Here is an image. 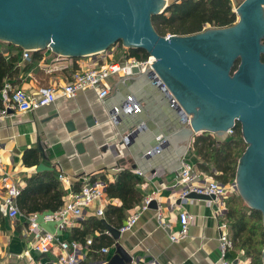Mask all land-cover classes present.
<instances>
[{
    "label": "crops",
    "instance_id": "crops-1",
    "mask_svg": "<svg viewBox=\"0 0 264 264\" xmlns=\"http://www.w3.org/2000/svg\"><path fill=\"white\" fill-rule=\"evenodd\" d=\"M9 47L0 44L2 50L6 51ZM114 48L115 44L104 51L72 57L44 47L33 50H39V59L34 58L32 52L30 60L22 58V48L19 51V71L6 80L27 91L34 90L39 84H63L75 69H84L95 61L110 63L124 60L123 51L118 59L115 58L118 49L111 54ZM53 64L59 66L47 72L46 66ZM147 70L142 67L131 74L123 71L111 74L105 81L110 93L104 99L98 96L96 90L86 88L75 96H59L51 104L7 116L0 124V164L21 180L23 187L29 176L40 171L37 165L45 164L47 167L41 170L56 171L64 190V201L87 178L103 175L116 179L120 170L130 168L140 178L137 187L142 199L127 210L123 223L147 195L154 194L156 204L142 211L134 226L120 231V237L116 238V243L119 241L130 252L136 264L151 258H156L159 264H223L219 223L225 218L226 209L222 214L218 213L217 206L209 204L202 196H192L185 203L176 200L178 204L175 207L171 205L180 189L178 177L184 159L192 162L198 173L213 175L198 165L201 157L193 147L195 136L189 143H184L183 136L179 134L184 124H180L178 109L171 105L170 97L154 82ZM129 95H133L139 103V110L127 112L122 108ZM114 106L121 107L113 116ZM139 128L138 135L131 138V132ZM202 133H210L218 141L231 137L227 130H206L199 134ZM79 143L82 149L78 147ZM159 144L160 151L148 155L147 151ZM28 148L38 149L39 163H26L24 153ZM136 169L143 174H138ZM61 173L68 180H62ZM107 196L108 204L122 203L120 198L110 197L108 192ZM181 208L187 209L194 218L187 235L179 241H172L170 233L180 226ZM160 210L169 226L158 217ZM21 211L22 214L11 218L0 208V264L50 263L51 254L39 252L33 247V237L27 233L26 212ZM44 211L37 210L40 214ZM92 216L96 217L92 210H86L84 218L77 219L74 227L84 228L85 220ZM42 224L47 230L56 231L54 222L42 221ZM73 228L58 234L63 239H77L84 244L85 240L73 237ZM101 231L95 229L87 233L85 239L89 235L96 238L103 233ZM102 246L105 244H93L85 263L104 264L102 260L113 255L102 253ZM83 250L87 251L86 248ZM243 253L241 249L233 255L234 250H231L230 256H234L232 264H243Z\"/></svg>",
    "mask_w": 264,
    "mask_h": 264
},
{
    "label": "water",
    "instance_id": "water-1",
    "mask_svg": "<svg viewBox=\"0 0 264 264\" xmlns=\"http://www.w3.org/2000/svg\"><path fill=\"white\" fill-rule=\"evenodd\" d=\"M168 5V0H0V40L72 57L104 51L119 40L147 50L154 57L148 74L160 77L164 93H173L180 103L184 143L201 131L222 132L241 122L248 146L238 162L237 190L262 210L264 220V0H243L231 25L169 36L152 22V15ZM106 225L118 239L119 228ZM131 260L118 241L107 264Z\"/></svg>",
    "mask_w": 264,
    "mask_h": 264
},
{
    "label": "built area",
    "instance_id": "built-area-1",
    "mask_svg": "<svg viewBox=\"0 0 264 264\" xmlns=\"http://www.w3.org/2000/svg\"><path fill=\"white\" fill-rule=\"evenodd\" d=\"M168 36L171 33L167 34ZM50 48V47H49ZM118 49L115 45L114 50L111 51L113 55ZM34 49L24 48L22 50V58L30 60ZM102 53V52H101ZM150 61H154L152 55L147 59H138L135 56H128L125 54L124 60H114L110 63L93 62L84 69H75L70 78L63 84H39L34 90L27 91L22 87L13 85L10 81H5L4 86L0 90V124L1 121L17 112H25L34 110L41 106L53 103L59 96L72 97L78 94L79 91L92 88L96 90L98 96L104 99L109 93L110 88L106 85L107 78L118 72H125L131 74L134 72L133 68L139 66L140 68H147L152 66ZM59 65L53 64L46 66V71L50 72ZM156 84L164 85L165 82L158 76H152ZM171 105L178 109L180 105L178 99L170 93ZM121 106H114L112 115L118 114ZM127 112L139 110L140 105L134 100L133 95H129L127 101L122 106ZM235 126V124H234ZM234 126L227 129L228 134L234 133ZM161 149L160 144L155 148L147 151L148 155H154ZM138 174H143L139 169L135 170ZM62 180H68L64 174H60ZM180 189L177 198L171 204L175 207L178 203H185L190 200L192 194L207 195L209 204L217 206V212L222 214L226 209V197L234 190H237L236 180L223 183L214 176H208L205 173H198L194 164L187 159L182 161L181 170L178 177ZM107 180L101 175H95L87 178L81 183L78 189H73L67 200L53 211H44L41 214L37 211L26 213L27 218V233L33 237V247L42 253L51 254L50 262L54 264H92L85 263L86 255L93 249L94 236L89 235L82 244L77 239H63L58 232L66 229H71L75 226V222L79 218H84L86 210H92L93 214L100 217H105V210L108 204L107 196ZM23 188L22 181L19 180L13 173L6 171L0 164V208L5 211L6 215L15 218L22 214L18 205V196ZM155 199L154 194L147 195L139 204L136 210H133L126 218L124 223L119 227L120 231L131 229L137 222L142 211L148 209ZM179 201L177 203V201ZM94 207V208H93ZM40 215L42 216L40 218ZM158 217L162 219V223L170 224L163 220L162 211H158ZM194 216L185 208L179 210V228L172 230L170 239L172 241H179L183 239L187 233L189 226ZM42 219V220H41ZM44 222H54L56 231L47 230L43 224ZM219 248L223 264H232L230 259V250L234 247V239L231 235L229 223L225 218L220 219L219 223ZM101 231L100 233H102ZM105 233L112 234L109 229ZM116 246L114 243L111 246L105 245L101 247V252L109 254L111 248ZM84 248L87 249L83 250ZM109 258L102 260L104 264L108 263ZM126 264H136L132 258ZM141 264H159L156 258H151Z\"/></svg>",
    "mask_w": 264,
    "mask_h": 264
},
{
    "label": "trees",
    "instance_id": "trees-1",
    "mask_svg": "<svg viewBox=\"0 0 264 264\" xmlns=\"http://www.w3.org/2000/svg\"><path fill=\"white\" fill-rule=\"evenodd\" d=\"M236 20L237 13L233 0H170L164 11L152 15L154 27L162 35L195 33L205 29L207 25L227 26ZM6 44L10 46L8 50L0 49V90L7 78L18 73L19 51L22 49L20 46H16L18 49L13 48V50L11 42H6ZM115 45L126 55L135 56L138 59H147L150 55L143 48L124 46L121 40ZM38 51H33L34 58L39 59ZM262 57L264 59V54ZM239 61V59L236 61L234 69L238 66ZM247 146L248 142L244 138L239 121L234 126V133L228 139L218 141L210 133H202L196 135L193 141V147L201 157L198 165L223 183H229L236 179L238 162ZM24 160L30 164L39 163L38 149L28 148L24 153ZM56 175L55 170H40L27 178V183L18 196L19 206L24 212L46 209L53 211L64 203V190ZM101 176L107 180L108 195L120 198L122 203L118 205L110 202L105 210V217L92 216L90 219H86L84 228H73V237L85 240L87 233L99 229L103 233L94 238V245L111 246L116 243V237L113 234L105 233L106 223L119 228L126 217L127 210L142 199V193L137 187L140 178L130 168L120 170L116 179ZM226 205L224 216L229 223L234 239L233 255L243 249L245 255L250 257L247 264H264L262 210L249 206L238 190L232 191L226 197Z\"/></svg>",
    "mask_w": 264,
    "mask_h": 264
},
{
    "label": "rangeland",
    "instance_id": "rangeland-1",
    "mask_svg": "<svg viewBox=\"0 0 264 264\" xmlns=\"http://www.w3.org/2000/svg\"><path fill=\"white\" fill-rule=\"evenodd\" d=\"M168 1H170V0H168ZM243 0H233V2H234V9H236L237 8V6L242 2ZM240 17V14H237V19ZM211 27H214V26H212V25H207L206 26V28H211ZM205 28V29H206ZM122 41V40H121ZM1 42H3V43H0V44H3V46H5V48L7 47V44H6V40H2ZM124 45V44H123ZM17 45L16 44H13L12 43V47L13 48H15V49H18L17 47H16ZM125 46V45H124ZM119 51H117L116 52V54H115V58L116 59H118V56H120V55H122V52L120 51V49H118ZM239 192V191H238ZM240 193V192H239ZM230 194V193H229ZM241 194V193H240ZM242 195V194H241ZM245 199V198H244ZM246 203L248 204V202L246 201ZM249 205V204H248ZM250 206V205H249ZM115 250H116V246H113L112 248H111V252L110 253H112V254H114V252H115ZM231 251V250H230ZM244 251V253L242 254V260H243V264H247L248 262H249V260H250V257L249 256H247V255H245V250H243ZM230 259H234V256H230Z\"/></svg>",
    "mask_w": 264,
    "mask_h": 264
},
{
    "label": "flooded vegetation",
    "instance_id": "flooded-vegetation-1",
    "mask_svg": "<svg viewBox=\"0 0 264 264\" xmlns=\"http://www.w3.org/2000/svg\"><path fill=\"white\" fill-rule=\"evenodd\" d=\"M2 41V40H1ZM7 42H9V41H7ZM22 48V47H21Z\"/></svg>",
    "mask_w": 264,
    "mask_h": 264
},
{
    "label": "bare ground",
    "instance_id": "bare-ground-1",
    "mask_svg": "<svg viewBox=\"0 0 264 264\" xmlns=\"http://www.w3.org/2000/svg\"><path fill=\"white\" fill-rule=\"evenodd\" d=\"M154 58V57H153Z\"/></svg>",
    "mask_w": 264,
    "mask_h": 264
}]
</instances>
